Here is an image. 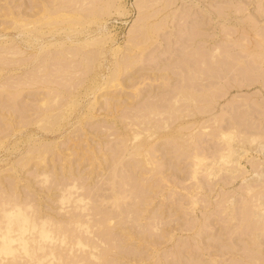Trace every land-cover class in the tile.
<instances>
[{
	"label": "rangeland",
	"instance_id": "obj_1",
	"mask_svg": "<svg viewBox=\"0 0 264 264\" xmlns=\"http://www.w3.org/2000/svg\"><path fill=\"white\" fill-rule=\"evenodd\" d=\"M58 7L62 9L59 12L66 11L74 15V18L80 17V21L74 19V22H68V19H62V22L54 21V25L46 23L45 26L39 22L40 26L35 23L38 22L35 19L31 24L32 18L38 17L39 12L44 14L45 10H49L53 16L60 10ZM263 10L264 0H0V191L3 187V193L7 190L4 197L7 198L6 194L11 197L9 193L13 192L12 188L17 187L15 196H21V202L25 200L28 203V200H33V203L36 199L33 204L43 212L42 214L50 215L54 221L57 220L55 222L61 220V228L63 223H66L65 227L74 226L75 231H70L73 234L78 232L79 227L78 225L76 228L74 223L73 209L76 205L79 209V205L84 204L86 209L83 206L81 207L84 209H79L82 213L75 207L80 212L77 217L87 221L92 219L94 226L89 229L103 233L93 235L94 232L84 226L88 232L84 231L78 235L87 236L88 240L91 238L94 244H98L95 245L98 246L95 247L98 251L95 250L97 252L94 253L100 252L101 255L105 250L104 256L99 255L102 259L94 261L90 255H86L88 252H85L84 247L79 246L78 250L77 245L73 246V254L76 250H83L82 256L89 257L87 259L75 255L77 259L82 258L84 264H264V202L261 205L259 201L253 200L255 190L257 195H264V145H261L264 142L262 139L257 145V141L249 140L251 135L263 134L259 133L261 130L264 132V59L261 60L262 63L259 60L264 52H261L264 47ZM20 16L24 17L23 20L29 18L26 21H32H28L27 26L25 22L24 27ZM13 17H17V20ZM74 24L76 25L73 26ZM132 29H136L134 31L137 33L131 32ZM192 36L196 37V40ZM95 37H103V40L98 39L102 42L99 43ZM200 38L203 40H199ZM90 39L94 41L91 42ZM84 42L93 44L87 45ZM216 46L219 51L223 49L221 55L219 51L216 54L219 58L212 54L216 53L213 50ZM15 49H18V53L13 56L14 53L11 52V56L8 55L9 51L15 52ZM4 52L7 57L3 56ZM196 52V55H192ZM245 52H248L247 55ZM256 55L261 57L255 58ZM214 57L216 59H213ZM201 71H205L204 74ZM179 92H188L189 98H186L193 99L192 102L189 100L190 103H187L185 96L183 100V94ZM177 93L179 97L182 96L177 97ZM191 95H195L197 100L194 101ZM174 97L179 102L174 103ZM42 98H48L51 103L47 99L48 103L44 104L46 100ZM71 102L73 104L70 105ZM188 108L191 109L190 114L185 111ZM208 108H212L211 114L207 111L211 110ZM160 110L162 114L156 115ZM59 114H62V117H59ZM141 116L143 119H140ZM42 117L47 126H40L43 123L39 121ZM222 117L224 119L221 120ZM49 118L59 123L53 124L55 122L52 121L54 127H49ZM138 119L151 122H146V125L144 121L139 122L143 123L142 127H139L140 125H134L133 122ZM164 121L170 124L167 126ZM229 125L235 129L229 127L231 129L225 130H234L238 134V130H241L240 135H245L239 138L243 144L235 139L238 145L234 139L230 140L231 138L228 140L233 143L223 142L226 139L221 136L220 130L224 131L222 126ZM150 126L156 131H152V127L148 130ZM130 127L136 132L138 130L140 134L135 133L136 136H133L134 130H129ZM209 127L215 128L210 130L212 128ZM251 129L254 130L253 134H250ZM179 131L183 134L182 139L180 135H175ZM190 133L192 137L194 135V139L189 138L187 141ZM170 134L174 135L169 137ZM129 135L133 136V141L139 138L135 144L132 142L133 149L126 142ZM173 136L176 138L173 139ZM234 137L238 140L239 136ZM145 139H150V145ZM140 140L142 141L138 145ZM129 141L131 144L132 140ZM180 141L185 145L182 146ZM143 142L146 143L142 144ZM225 143L229 144V147H226ZM135 145L147 146L141 150ZM224 146L228 150H224ZM230 146L235 150L231 148L233 151L229 154ZM147 148L153 149L149 150L153 155L150 157L155 160L152 166L143 164L146 161L142 156V162L138 161L133 152L141 150L140 152L146 151L149 155ZM31 150L37 151L34 154H38V150L39 153L45 150L46 153H42L47 155L45 161L42 160L41 163L30 159L32 161L26 163L25 160L34 155ZM220 153H228L226 162L219 158ZM39 155L37 157L41 160L43 156ZM35 157L34 155L33 159H37ZM36 161L40 163L34 164ZM212 163L214 165H210ZM211 168L215 174L208 173ZM45 174H49L47 176L53 181L51 182ZM252 178L254 184L250 180ZM72 180H79L81 184H85L84 188L71 187ZM58 181H61L59 183L68 191L80 188L81 191H71L73 194L69 195L66 190L65 195L71 198L62 200L60 192L63 185H57ZM64 183L72 189L67 188ZM251 183L256 185L253 186L255 189L247 192ZM2 192L0 200L3 197ZM80 192H85L81 197L87 196L84 201L74 199L79 198ZM1 209L0 213L3 212ZM254 209L258 210L254 212ZM68 210L72 212V217H67ZM76 210L74 212L77 213ZM3 216L4 213L2 220L5 218ZM110 217L111 223L105 224L104 222H109L107 219ZM68 218H72V225H68L71 219L66 222ZM1 224L3 223L0 222ZM100 224H109L111 228ZM14 227L19 231L23 229L20 222ZM81 228L78 233L84 230ZM66 230L64 231L69 233L70 229ZM13 232L9 233L10 237L6 235L3 238L0 235V241L3 242L2 238L14 237L12 234L17 236L16 238L21 236L18 231ZM22 232V236H29L30 227ZM97 235L101 236L100 240ZM17 241H11L10 245L21 247L20 241ZM47 241L44 243L49 244ZM106 249L111 250L108 253ZM2 250L0 261L3 262V258L8 260L7 257L11 254L5 249ZM64 250L70 252L68 248ZM22 252L24 253L22 248L20 252L17 251L19 255ZM73 254L69 253V256ZM20 256L19 259L23 258ZM24 256L27 257L26 254ZM70 257L69 261H78L76 257H71L73 260ZM65 258L68 261V258ZM20 261L25 264L30 262L27 259V262L24 259Z\"/></svg>",
	"mask_w": 264,
	"mask_h": 264
},
{
	"label": "bare ground",
	"instance_id": "obj_2",
	"mask_svg": "<svg viewBox=\"0 0 264 264\" xmlns=\"http://www.w3.org/2000/svg\"><path fill=\"white\" fill-rule=\"evenodd\" d=\"M73 1H75V0H73ZM92 1V0H91ZM232 1H235V0H232ZM57 2V1H56ZM59 2V1H58ZM79 2V1H78ZM86 2V1H85ZM89 1H87L86 3H88ZM112 2V1H111ZM247 2V1H246ZM62 3V2H61ZM67 3H68V1H67ZM248 3V2H247ZM44 4V3H43ZM54 4V3H53ZM63 4H64V1H63ZM76 4V3H75ZM103 4V3H102ZM107 4V3H106ZM113 4H114V2H113ZM239 4V3H238ZM251 4V3H250ZM9 5V4H8ZM45 5V4H44ZM55 5V4H54ZM60 5H62V4H60ZM65 5V4H64ZM78 6V5H77ZM109 7L111 6V5H108ZM248 6V5H247ZM99 7V6H98ZM73 8V7H72ZM101 8V7H100ZM43 10H44V8H42ZM51 9V8H50ZM58 9H60V7H58ZM81 9V8H80ZM225 9H227V8H225ZM9 10H10V8H9ZM40 10V9H39ZM67 10V9H66ZM72 10H74V9H72ZM108 10V9H107ZM239 10V9H238ZM238 10H236L237 12H238ZM47 11H49V10H47ZM46 10H45V13L47 12ZM55 11V10H54ZM56 11H57V8H56ZM56 11L54 12V13H56ZM59 11H62V9H60V10H58L57 12V14H55V15H51L50 14V11L48 12V14H41L40 12L38 13V17L37 16H35L33 13H32V15H34L35 17L34 18H32L33 19V21L31 20V18H30V20L32 21H29V20H27L26 21V19H29V18H25V20H23L24 19V17L22 18L21 16V18H22V20L24 21L23 22V24H22V21H21V24L24 26V27H26L27 25H28V21H29V23L31 22V24H33L34 23V20L36 19V21H38V22H35V23H37L38 25H40L39 24V22L41 23V25H45L46 23H49L50 25H54L56 22H54V21H59V22H62V19H64V20H66L67 21V19L69 20L68 22H71V21H75L74 19H76V20H78V21H80L79 19H81L80 17H79V19H77V17L75 16V18H74V15H72V14H68L66 11H64V12H59ZM76 11V10H75ZM258 11V10H257ZM264 11V10H263ZM38 12V11H37ZM95 12H97V11H95ZM101 12V11H100ZM221 12V11H220ZM235 12V11H234ZM53 13V11H52V14H54ZM106 13V12H105ZM20 14V13H19ZM81 14V13H80ZM95 14V13H94ZM222 14V13H221ZM238 14V13H237ZM225 15V14H224ZM226 15H227V13H226ZM225 15V16H226ZM232 15V14H231ZM230 15V16H231ZM259 15L260 14H258V16L257 17H259ZM24 16V15H23ZM26 16V15H25ZM82 16H84V14L82 15ZM96 16V15H95ZM256 16V15H255ZM19 17V18H20ZM37 17V18H36ZM143 17V16H142ZM142 17H141V19H142ZM13 18H15V17H13ZM19 18H18V21H19ZM253 18H254V16H253ZM262 18V17H261ZM89 19H91V18H89ZM222 19V18H221ZM14 20H17V17L14 19ZM61 20V21H60ZM18 21H16V22H18ZM43 21H44V23H43ZM11 22H13V21H11ZM26 22V26H25V23ZM51 22H52V24H51ZM67 22V23H68ZM14 23H15V21H14ZM20 23V22H19ZM254 23V22H253ZM58 24H61V23H58ZM58 24H56V25H58ZM88 24V23H87ZM90 24V23H89ZM19 25V24H18ZM22 25H20V26H22ZM40 25V26H41ZM47 25V24H46ZM45 25V26H46ZM76 24H74L73 26H75ZM143 25V24H142ZM257 25V24H256ZM22 26V27H23ZM33 26V25H32ZM36 26V25H35ZM60 26V25H59ZM15 27V26H14ZM19 27V26H18ZM30 27V26H29ZM263 27V26H262ZM43 28V27H42ZM60 28V27H59ZM76 28V27H75ZM30 29V28H29ZM33 30H34V28H32ZM77 29V28H76ZM138 29V28H137ZM24 30V29H23ZM26 30H28V29H26ZM35 30H38V29H35ZM39 30H41V29H39ZM133 31H131V32H133V33H137V32H135L134 30H136V29H132ZM142 30H143V28H142ZM30 31H31V29H30ZM65 31V30H64ZM140 31V30H139ZM33 32V31H32ZM36 32H38V31H36ZM50 32V31H49ZM52 32V31H51ZM72 32V31H71ZM55 33V32H54ZM58 33V32H57ZM73 33V32H72ZM262 33V32H261ZM194 34H196V33H194ZM200 34V33H199ZM231 34V33H230ZM41 35V34H40ZM52 35V34H51ZM55 35V34H54ZM68 35V34H67ZM262 34H260V36H261ZM138 37H139V35H137ZM199 36H201V34L199 35ZM199 36H197V37H199ZM98 37V36H97ZM104 37V36H103ZM103 37L102 38H100V40H103ZM107 37V36H106ZM105 37V38H106ZM130 37V36H129ZM135 37V36H134ZM137 37V38H138ZM147 37V36H146ZM96 38V37H95ZM95 38H94V40H95ZM98 38V39H99ZM131 38H133V37H131ZM192 38H194L193 36H192ZM196 38V37H195ZM194 38V39H195ZM97 39V38H96ZM97 39V40H98ZM140 39V38H139ZM193 39V40H194ZM232 39V38H231ZM247 39V38H246ZM94 40H92V41H94ZM97 40H95L94 42H96ZM100 40H98L99 41V43L100 42H102V41H100ZM134 40H137V39H134ZM192 40V39H191ZM191 40H189V41H191ZM196 40V39H195ZM199 40H203V38H200ZM228 40V39H227ZM262 40H263V38H262ZM89 41H91V39L89 40ZM91 41V42H92ZM186 41H188V39L186 40ZM247 41H248V39H247ZM87 42V41H86ZM86 42H84L85 44H87V45H90V44H93V43H86ZM132 42H135V41H132ZM141 42V41H140ZM143 42V41H142ZM262 42V41H261ZM145 43V42H144ZM190 43V42H189ZM193 43V42H192ZM235 43V42H234ZM263 43V42H262ZM52 44V43H51ZM130 44H132L131 42H130ZM129 44V45H130ZM135 44H136V42H135ZM229 44V43H228ZM245 44V43H244ZM260 44V43H259ZM53 45V44H52ZM55 45V44H54ZM63 45V44H62ZM84 45V44H83ZM137 45V44H136ZM146 45V44H145ZM222 45H224V44H222ZM227 45V44H226ZM263 45V44H262ZM48 46H50V45H48ZM185 46H187V45H185ZM191 46V45H190ZM264 46V45H263ZM133 47H134V45H133ZM196 47V46H195ZM219 47H222V46H220L219 45ZM184 48H186V47H184ZM202 48V47H201ZM223 48V47H222ZM234 48H235V46H234ZM246 48V47H245ZM254 48V47H253ZM262 48H264V47H262ZM262 48H261V52H263L264 50H262ZM79 49V48H78ZM144 49V48H143ZM199 49V48H198ZM213 49V48H212ZM226 49V48H225ZM224 49V50H225ZM228 49V48H227ZM226 49V50H227ZM231 49H232V47H231ZM16 51L14 52V51H9V54L8 55H10L11 56V52H12V54H13V56L16 54V52L18 51V49H15ZM141 50V49H140ZM182 50V49H181ZM213 50H215L216 51V53H213L212 52V54H213V56H215V57H218L219 55H221L222 54V52H221V50H223V49H221L220 51L218 50V48H217V46H216V48L215 49H213ZM243 50V49H242ZM255 50V49H254ZM91 52L93 51V50H90ZM201 51V50H200ZM209 51V50H208ZM219 51V52H218ZM20 52V51H19ZM72 52V51H71ZM88 52H89V50H88ZM193 52V51H192ZM198 52V51H197ZM197 52L195 53V54H192V55H196L197 54ZM204 52V51H203ZM220 53L219 55H216V54H218V53ZM225 52V51H224ZM249 52V51H248ZM248 52H245L246 53V55H247V53ZM250 52H252V51H250ZM5 54H3V56H6V52H4ZM18 53V52H17ZM69 53H70V51H69ZM97 53V52H96ZM142 53V52H141ZM183 53H185V52H183ZM255 53V52H254ZM257 54L259 53V52H256ZM255 53V54H256ZM66 54V53H65ZM83 54V53H82ZM189 54H191V52H189ZM199 54V53H198ZM203 54V53H202ZM202 54H200V55H202ZM208 54V53H207ZM236 54V53H235ZM250 54V53H249ZM253 54V53H252ZM263 54V55H262ZM259 53V55H262V58L261 59H259L260 57H258L257 55L256 56H254L255 58H258L260 61L262 60L263 61V56H264V52L263 53ZM7 55V56H8ZM72 55V54H71ZM97 55V54H96ZM142 55V54H141ZM187 55V54H186ZM226 55V54H225ZM6 56V57H7ZM12 56V57H13ZM68 56V55H67ZM206 56V55H205ZM212 56V57H213ZM235 55H233V57H234ZM17 57V56H16ZM186 57V56H185ZM206 57H208V56H206ZM213 58V59H216V58ZM220 57V56H219ZM218 57V58H219ZM237 57V56H236ZM11 58V57H10ZM90 58V57H89ZM129 58V57H128ZM192 58V57H191ZM209 58H210V56H209ZM217 58V59H218ZM221 58H222V56H221ZM228 58V57H227ZM13 59V58H12ZM136 59V58H135ZM201 59V58H200ZM211 59V58H210ZM209 59V60H210ZM16 60V59H15ZM228 60V59H227ZM226 60V61H227ZM231 60V59H230ZM234 60H236V59H234ZM1 61H3V60H1ZM12 61V60H11ZM89 61V60H88ZM94 61V60H93ZM204 61H207V60H205L204 59ZM246 61V60H245ZM262 61L260 62V63H262ZM10 62V61H9ZM82 62H84V61H82ZM231 62H233V60H231ZM231 62L230 63H228L229 65L231 64ZM243 62V61H242ZM251 62V61H250ZM254 62H255V60H254ZM258 62V61H257ZM136 63V62H135ZM138 63V62H137ZM204 63V62H203ZM212 63V62H211ZM220 63V62H219ZM205 64H206V62H205ZM217 64V63H216ZM222 64V63H221ZM221 64H220V66H221ZM90 65V64H89ZM203 66H204V64H202ZM212 65H214V64H212ZM87 66V65H86ZM233 66H235V65H233ZM252 66V65H251ZM45 67V66H44ZM126 67V66H125ZM214 67V66H213ZM259 67H260V64H259ZM7 68V67H6ZM42 68V67H41ZM222 68V67H221ZM44 69V68H43ZM42 69V70H43ZM173 69V68H172ZM192 69V68H191ZM201 69V68H200ZM199 69V70H200ZM203 69V68H202ZM225 69V68H224ZM234 69V68H233ZM245 69V68H244ZM41 70V69H40ZM87 70V69H86ZM116 70V69H115ZM118 70V69H117ZM116 70V71H117ZM178 70V69H177ZM181 70V69H180ZM190 70V69H189ZM192 70H194V69H192ZM219 70V69H218ZM38 71V70H37ZM216 71V70H215ZM220 71V70H219ZM236 71V70H235ZM239 71V70H238ZM258 71V70H257ZM115 72V71H114ZM189 72V71H188ZM202 72V71H201ZM203 72H205V71H203ZM202 72V73H203ZM206 72H208V71H206ZM217 72V71H216ZM250 72V71H249ZM1 73V72H0ZM200 73V72H199ZM239 73V72H238ZM245 73V72H244ZM244 73H242V74H244ZM2 74V73H1ZM179 74V73H178ZM204 74V73H203ZM264 74V73H263ZM113 76H115L114 75V73L112 74ZM172 75V74H171ZM181 75H183V73L181 74ZM180 75V76H181ZM197 75H199V74H197ZM209 75V74H208ZM237 75V74H236ZM240 75V74H239ZM253 75V74H252ZM249 76H251V75H249ZM256 76V75H255ZM183 77V76H182ZM186 77V76H185ZM213 77V76H212ZM224 77V76H223ZM258 77H260V76H258ZM214 78H216V77H214ZM230 78H231V76H230ZM253 78H255V77H253ZM111 79H113V78H111ZM110 79V80H111ZM219 79V78H218ZM232 79V78H231ZM242 79V78H241ZM251 79V78H250ZM116 80V79H115ZM170 80V79H169ZM183 80V79H182ZM205 80V79H204ZM235 80V79H234ZM256 80V79H255ZM34 81V80H33ZM109 82V80H106V82ZM118 81V80H117ZM163 81V80H162ZM256 81H258V80H256ZM27 82H29V81H27ZM112 83H114L113 81H111ZM110 82V83H111ZM118 82H120V81H118ZM243 82V81H242ZM31 83V82H30ZM33 83V82H32ZM35 83V82H34ZM41 83V82H40ZM109 83V84H110ZM116 83V82H115ZM167 83V82H166ZM169 83V82H168ZM264 83V82H263ZM95 84V83H94ZM108 84V83H107ZM118 84V83H117ZM116 84V85H117ZM111 85V84H110ZM218 85V84H217ZM246 85V84H245ZM262 85V84H261ZM113 86V85H112ZM264 86V85H263ZM22 87V86H21ZM96 87V86H95ZM183 87V86H182ZM188 87V86H187ZM204 87V86H203ZM244 87V86H243ZM204 88H206V87H204ZM224 88V87H223ZM96 89V88H95ZM192 89H193V87H192ZM217 89V88H216ZM215 89V90H216ZM74 90V89H73ZM219 90V89H218ZM21 91V90H20ZM96 91H98V90H96ZM137 91V90H136ZM176 91H178V89L176 90ZM217 91V90H216ZM186 92V91H185ZM189 92V91H188ZM188 92L187 93H182V92H179V93H181V94H183V96H182V98H183V100H184V96H185V98H186V96L188 97L189 95H188ZM209 91H207V93H208ZM174 93V92H173ZM189 93H191V92H189ZM199 93V92H198ZM212 93V92H211ZM213 93H215V92H213ZM12 94V93H11ZM21 94V93H20ZM184 94H186V95H184ZM57 95V94H56ZM175 95H176V93H175ZM201 95V94H200ZM221 95V94H220ZM261 95V94H260ZM19 96V95H18ZM180 96V97H181ZM194 96L195 95H191V97L192 98H194ZM213 96V95H212ZM222 96V95H221ZM13 97V96H12ZM47 97V96H46ZM176 97V96H175ZM175 97H174V99H175ZM177 97H179V95H178V93H177ZM179 97V98H180ZM197 97H199V96H197ZM49 98V97H48ZM48 98H42V100H46L45 102H44V104L45 103H51V101H49V99ZM55 98V97H54ZM178 98V99H179ZM189 98V97H188ZM188 98H186V101H187V103H190V102H192V100H190V99H188ZM196 98V97H195ZM194 98V99H195ZM221 98V97H220ZM47 99H48V102H47ZM52 99V98H51ZM50 99V100H51ZM206 99V98H205ZM212 99V98H211ZM214 99V98H213ZM41 100V101H42ZM56 100V99H55ZM177 99H175V100H173V102L175 103V102H179V100L178 101H176ZM183 100H182V102H183ZM190 100V102H188ZM197 99H195L194 101H196ZM255 100V99H254ZM54 101V100H53ZM180 101H181V99H180ZM211 101V100H210ZM74 102V101H73ZM199 102V101H198ZM212 102V101H211ZM211 102H208V103H211ZM242 102H244V101H242ZM53 103V102H52ZM173 103V104H174ZM206 103V102H205ZM66 104H68V103H66ZM71 104H73L72 102L70 103V105ZM168 104V103H167ZM243 104V103H242ZM43 105V104H42ZM47 105V104H46ZM169 105V104H168ZM176 105V104H175ZM178 105V104H177ZM179 105H181V104H179ZM196 105V104H195ZM202 105V104H201ZM241 105V104H240ZM244 105V104H243ZM242 105V106H243ZM66 106V105H65ZM174 106V105H173ZM194 106V105H193ZM210 106H212V105H209V107ZM213 106H215V105H213ZM73 107V106H72ZM170 107V106H169ZM226 107V106H225ZM153 108V107H152ZM171 108H173V107H171ZM200 108V107H199ZM213 108V107H212ZM212 108H208V109H211V110H207V111H209L210 112V114H211V111H212ZM241 108V107H240ZM245 108V107H244ZM48 109H49V107H48ZM156 109H158V108H156ZM182 110V109H181ZM191 109L190 108H188V110H185V111H188V113L187 114H190L189 113V111H190ZM234 110V109H233ZM257 110V109H256ZM255 110V111H256ZM152 111V110H151ZM167 111V110H166ZM170 111V110H169ZM172 111V110H171ZM183 111V110H182ZM184 111V112H185ZM206 111V112H207ZM244 111H246V110H244ZM149 112V111H148ZM162 111L160 110L159 111V113H156V111L154 112V113H156V115H159L160 113H161ZM176 112H178V111H176ZM184 112L182 113V114H184ZM191 112V111H190ZM208 112V113H209ZM213 112V111H212ZM226 112V111H225ZM243 112V111H242ZM60 113V112H59ZM64 113V112H63ZM140 113V112H139ZM151 113V112H150ZM153 113V114H154ZM164 113V112H163ZM172 114H174L173 112H171ZM194 113V112H193ZM260 113H263V112H260ZM162 114V113H161ZM186 114V115H187ZM210 114H208V115H210ZM244 114V113H243ZM56 115V114H55ZM60 116L59 117H62V114H59ZM65 115V114H64ZM95 115V114H94ZM142 115V114H141ZM148 115H149V113H148ZM155 115V114H154ZM155 115V116H156ZM165 115H167V114H165ZM185 115V114H184ZM194 115V114H193ZM227 115H229V113L227 114ZM43 116H45V115H43ZM144 116V115H143ZM143 116H141V118L140 119H143ZM149 116H151L152 117V115H149ZM163 116V115H162ZM173 116V115H172ZM180 116V115H179ZM178 116V117H179ZM183 116V115H182ZM192 116V115H191ZM191 116H189V117H191ZM246 116V115H245ZM45 117H47V116H45ZM58 117V115L57 116H55V118H57ZM64 117V116H63ZM89 117V116H88ZM135 117V116H134ZM148 117V116H147ZM146 117V118H147ZM224 117V116H223ZM221 118V120L222 119H224V118ZM235 117V116H234ZM254 117L256 118V115H254ZM130 118V117H129ZM128 118V119H129ZM137 118H139V117H137ZM145 118V117H144ZM167 118H168V116H167ZM172 118V117H171ZM176 118V117H175ZM174 118V119H175ZM212 118V116L210 117V119ZM214 118V117H213ZM217 118V117H216ZM231 118V117H230ZM240 118V117H239ZM51 118H49V119H47V120H49V123L50 124H48V126L49 127H52L53 125L51 124V122L53 121V122H55V123H53V124H57V123H59V122H57L56 123V121L55 120H50ZM54 119V118H53ZM131 119H135V118H132L131 117ZM151 119V118H150ZM156 119V118H155ZM209 119V120H210ZM44 121V118L42 117V119H40L39 121ZM47 120H45L46 122H47ZM147 119H145V121L144 120H140L139 121V119H138V121H133L134 123V125H140L139 127H142V124L143 123H139V122H145L144 124L146 125L148 122H151L150 120L148 121H146ZM160 120H161V118H160ZM167 121H168V119H166ZM208 120V121H209ZM215 120V119H214ZM220 120V121H221ZM245 120V119H244ZM42 121V122H43ZM59 121V120H58ZM63 121V120H62ZM42 122H40V123H42ZM61 122V121H60ZM127 122H129L130 124L132 123V121L130 122V121H127ZM136 122H138V124L136 123ZM147 122V123H146ZM164 122H166V121H164ZM169 122V121H168ZM216 122H217V120H216ZM234 122H236V121H234ZM48 123V122H47ZM159 123V122H158ZM167 123V122H166ZM214 123H215V121H214ZM39 124V123H38ZM127 124V123H126ZM168 124H170V123H167L166 125L168 126ZM210 124H212V123H210ZM209 124V125H210ZM238 124V123H237ZM45 126L46 125V123L45 122H43L42 124H40V126ZM51 125V126H50ZM59 125V124H58ZM133 125V126H134ZM149 125H150V123H149ZM153 125V124H152ZM163 126H165L164 124H162ZM215 125H216V123H215ZM220 125V124H219ZM219 125H217V127L219 126ZM231 126H234V127H236V128H240V127H237V125H234V124H230ZM228 126V127H225V126H222L223 128H224V131L221 129H219L221 132V136L224 138V139H226L225 141H223V142H229V144H231V143H233V142H231V141H229L228 139H230V140H232V139H234V142L235 143H242L243 144V142H241L240 140H239V138L240 137H242L240 134H241V130H238L239 131V133L240 134H238V133H236V132H234V130L232 131H230V130H225L226 128H229V127H231V126ZM253 125V124H252ZM47 126V125H46ZM148 126V125H147ZM154 126V125H153ZM153 126H150V127H148L149 129L148 130H150L151 129V127H152V131L154 130V128H153ZM161 126V125H160ZM238 126H240V125H238ZM241 126H244V125H241ZM54 127V126H53ZM122 128H123V126H121ZM144 127H146V126H144ZM156 127H158L157 125H156ZM216 127V128H217ZM264 127V126H263ZM45 128H47V127H45ZM186 128V127H185ZM209 128H212V129H210V130H213L215 127H209ZM232 129H235V128H233V127H231ZM231 128H229V129H231ZM58 129V128H57ZM132 128L130 127V129L129 130H131ZM137 129H138V127H137ZM141 129V128H140ZM139 129V130H140ZM147 129V128H146ZM155 129H157V128H155ZM254 130H255V127L253 128ZM47 130V129H46ZM49 130V129H48ZM132 130H134V129H132ZM148 130H145V131H147L148 132ZM237 130H235V131H237ZM254 130H252L251 129V133L250 134H253V132H254ZM264 130V129H263ZM144 131V130H143ZM152 131H150V133L152 132ZM154 131H156V130H154ZM237 131V132H238ZM130 133H131V131H129ZM134 134L136 133H138V134H140V132H138V130H137V132H136V130H134V131H132ZM142 132V131H141ZM209 132V131H208ZM211 132V131H210ZM228 132H229V134H228ZM233 132V133H232ZM256 132L257 131H255V134H256ZM154 133L155 132H153V135H154ZM158 133V132H157ZM180 133V134H179ZM182 132L181 131H179V132H177L175 135H178V137H179V135H180V137L181 136H183V134H181ZM218 133V132H217ZM235 133H236V135H235ZM242 133H243V131H242ZM259 133H263L264 134V132L261 130V132H259ZM121 134V133H120ZM133 134V136H136V134L134 135ZM145 135H146V133H144ZM149 134V133H148ZM160 134V133H159ZM189 134V133H188ZM188 134L186 135V136H188ZM238 134V135H237ZM258 134V133H257ZM256 134V136H254V135H251L250 136V141H257L258 143H257V145L258 144H260V142H262V139H263V142H264V135L263 134H260V135H257ZM122 135V134H121ZM172 135H174V134H170V136L169 137H172ZM130 136V135H129ZM132 136V135H131ZM127 137L128 139H127V143L129 144V146L132 148V147H134V144L137 142V140L139 139H135L136 141H133V139L134 138H132V137ZM137 136H139V135H137ZM191 136V137H190ZM190 136L189 137H184V138H186V140L188 141V139L190 138H193L194 139V135H193V137H192V135H191V133H190ZM209 136H211V135H209ZM234 136H239L238 137V140H237V138L236 137H234ZM245 136V135H244ZM243 136V137H244ZM261 136H263V137H261ZM141 137V136H140ZM145 137V136H144ZM168 137V136H167ZM168 137V138H169ZM174 137L175 136H173V139H174ZM220 137V136H219ZM135 138H137V137H135ZM142 138V137H141ZM140 138V139H141ZM152 138H154V137H152ZM176 138V137H175ZM183 137H181L180 139H182ZM218 138V137H217ZM216 138V139H217ZM129 139H131L132 141H131V144H130V141H129ZM221 139V138H220ZM220 139H218V140H220ZM235 139H236V141H235ZM149 140L150 139H148V141L145 139V141H147L148 143H149V145H150V142H149ZM183 140H185V139H183ZM182 140V141H183ZM186 140L184 141V142H186ZM192 140V139H191ZM248 140V139H247ZM129 141V142H128ZM141 141L142 140H140L139 142H138V145H139V143H141ZM144 141V140H143ZM182 141H180V142H182ZM220 141H222V140H220ZM134 144H133V143ZM153 141H151V143H152ZM179 142V143H180ZM189 142H190V140H189ZM194 142V141H193ZM144 143H146V142H143L142 144H144ZM155 144H156V142H154ZM222 143V142H221ZM237 143V144H238ZM2 144V143H1ZM124 144V143H123ZM133 144V145H132ZM142 144H140V145H142ZM154 144V145H155ZM227 146L226 147H229V144H227V143H225ZM132 145V146H131ZM138 145H135V146H138ZM181 145L183 146V145H185L183 142L181 143ZM236 145V144H235ZM239 145V144H238ZM261 145H264V144H261ZM125 146V145H124ZM145 146H147V145H145ZM145 146L143 145L142 147L141 146H138V148L140 147L141 148V150H142V148L144 147L145 148ZM158 146V145H157ZM232 146H234V144L232 145ZM129 147V148H130ZM149 147V146H148ZM152 147V146H151ZM225 147V146H224ZM223 147V148H224ZM224 148V150L226 149V150H228L227 148ZM236 147V146H235ZM262 147V146H261ZM137 148V147H136ZM137 148V149H138ZM139 148V149H140ZM154 148V147H153ZM159 148V147H158ZM192 148V147H191ZM231 148H233L234 149V147H231L230 146V149H229V154H230V152H231V150L233 151V149H231ZM39 149H44V148H39ZM126 149V148H125ZM133 149V148H132ZM131 149V150H132ZM148 149V148H147ZM146 149V150H147ZM152 149V148H151ZM150 148L147 150L148 152V154L149 155H147L146 154V151H144L145 153H143V152H140L141 150H136L137 152H135L134 150H133V152H134V154H135V157H136V159L139 161L140 160V158H142V157H144L143 159L146 161V162H143V164L144 163H148V165H150L151 164V166L153 165V164H155L154 163V161L155 160H153L152 159V157H153V155H151V151L149 152V150H151ZM192 149H194V148H192ZM261 149V148H260ZM144 150V149H143ZM153 150V149H152ZM235 150V149H234ZM32 151V153L34 154V153H37V151L36 152H33V150H31ZM31 151H29L30 153H31ZM41 151V150H40ZM43 151V150H42ZM40 152L41 153V155H39L40 153H39V150H38V154H34L36 157L35 158H37V159H33V157H34V155H32V153H31V155L33 156V157H30V158H28L27 160H25L26 161V163H28L27 161H29L30 159H32V160H37V161H40L41 163H42V160H43V162L45 161V157H47V155H44L46 152H45V150L43 151V152ZM124 151H126V150H124ZM155 151H157V150H155ZM236 151H237V148H236ZM45 152V153H44ZM93 152V151H92ZM130 152H132V151H130ZM179 152H180V150H179ZM226 152V151H225ZM235 152V151H234ZM42 153H44L43 155H42ZM136 153H139L140 155L138 156ZM154 153V152H153ZM156 153V152H155ZM194 153H196V152H194ZM221 153H223L222 151H221ZM221 153H220V155H221ZM144 154H146V155H144ZM157 154V153H156ZM31 155H29V156H31ZM43 156L42 158H41V160H40V157H37V156ZM130 155V154H129ZM144 155V156H143ZM219 155V158H222L223 160L222 161H227V158H226V155L229 157V155H228V153L226 154V153H224V154H222L221 156ZM93 156V155H92ZM120 156V155H119ZM133 156V155H132ZM137 156H138V158H137ZM142 156V157H141ZM150 156H152V157H150ZM28 157V156H27ZM124 157V156H123ZM192 157H193V155H192ZM120 158V157H119ZM217 158V157H216ZM238 158V157H237ZM98 159V158H97ZM106 159V158H105ZM194 159V158H193ZM192 159V160H193ZM200 159V158H199ZM32 160H30V161H32ZM91 160V159H90ZM136 160V161H137ZM152 160H153V162H152ZM160 160V159H159ZM219 161H220V159H218ZM34 162V164H37L38 165V163H40V162ZM47 161V160H46ZM135 161V162H136ZM141 162H142V160H140ZM158 161V160H157ZM156 161V162H157ZM195 161V160H194ZM149 162H152V163H149ZM193 162V161H192ZM199 162V161H198ZM215 162V161H214ZM25 163V162H24ZM31 163V162H30ZM139 163V162H138ZM32 164H33V162H32ZM158 164V163H157ZM21 165V164H20ZM24 165V164H23ZM40 165V164H39ZM137 165H139V164H137ZM141 165H142V163H141ZM145 165H147V164H145ZM144 165V166H145ZM193 165H195L194 163H193ZM210 165H214L213 163L212 164H210ZM216 165V164H215ZM13 166V165H12ZM92 166V165H91ZM94 166V165H93ZM206 166H208V165H206ZM11 167V166H10ZM15 167V166H14ZM12 169H14L13 167H11ZM11 168H9V169H11ZM151 168V167H150ZM210 168V167H209ZM208 168V169H209ZM215 168V167H214ZM230 168V167H229ZM207 169V168H206ZM216 169V168H215ZM236 170V169H235ZM152 171V170H151ZM209 171V170H208ZM214 171L212 170V168H211V170H210V172H208V173H212V174H215V173H213ZM232 173V172H231ZM233 173H235V172H233ZM42 174L44 175V172H42ZM155 174V173H154ZM46 175V174H45ZM47 175H49V174H47ZM46 175V176H47ZM192 175H193V173H192ZM208 175V174H207ZM48 178H49V176H47ZM57 177V176H56ZM151 177V176H150ZM195 177V176H194ZM48 178L46 179V178H44L45 180H48ZM55 178V177H54ZM257 179V178H256ZM49 180H51V182L53 181L51 178H49ZM58 180V179H57ZM67 180V179H66ZM250 180H254L253 178L252 179H250ZM65 181V180H64ZM73 181H75V182H73ZM77 180H72V181H70L71 183H70V186L71 187H82V188H84L83 186L85 185H83V184H81L80 183V181L78 180L77 182H76ZM257 181V180H256ZM47 182V181H46ZM59 182H61V181H58V184L57 185H63V184H60ZM73 182V183H72ZM2 183V182H1ZM67 183H69V182H67ZM66 183V184H67ZM253 184H254V181L252 182ZM250 184V185H248V191L247 192H249V191H254V187L256 186V185H253V184ZM65 184V183H64ZM65 184V186L67 187V188H71V187H68V184L66 185ZM79 184V185H78ZM249 184V183H248ZM14 186H16V184H13ZM19 184H17V186H18ZM81 185V186H80ZM12 186V185H11ZM60 186V187H61ZM254 186V187H253ZM1 187V186H0ZM13 187V186H12ZM12 187H10V188H12ZM15 188H17V187H15ZM15 188H12V189H10V190H12V191H10V192H12V193H9L10 194V196L11 197H9L8 196V194H6L7 195V198L6 197H4V193L6 192L7 193V190H5V192L3 193L2 191H4V187H3V190L2 191H0V192H2L3 194V197H2V200L3 199H6V200H0V201H2L1 202V207L0 208H2L1 209V211H3L2 213H4V216L3 217H5V218H3V220H2V213H0L1 214V220H0V222L1 223H3V224H1L0 225V235H1V237H6V235H9V233H12L13 231H18L19 233H20V235L22 236V234H24V232H22L23 230H26V228L29 226L30 227V231H31V233L29 234V236H26V235H24V236H20V237H18V238H16L17 236H15L14 234H12V236H14V237H11V238H8V239H3L2 238V240H3V242H1L0 241V251H3L2 249H5V250H7L8 252V254H11L10 256H8L7 258H8V260H5V258H3V262L2 261H0V264H21V262L22 261H20L19 262V260H21V259H24V261H26V259H27V261H29L30 260V262L32 261V263L31 264H84V262L83 261H81L82 260V258H80V259H77V257H85V256H82L83 254H84V252L82 253V251L83 250H81V248L82 247H84L85 249V252L87 253L86 255H90L92 258L91 259H98L99 260V258L100 259H102L101 257L102 256H104V254H103V252L105 251V250H103L102 251V254L100 255V252H98V253H94V252H97L98 250V248L97 249H95V247H98V246H95V245H98V244H94V242L91 240V238H89V240H88V238H87V236H84L83 235V237L80 235V237H79V235L78 234H82L86 229L85 228H87L88 227V229L90 228L91 229V227L90 226H94V223H93V221H91L92 219H90V220H85V219H83V220H81V218L80 217H77V215L78 216H80L78 213H80L81 211L80 210H82V209H84L83 207H85V206H83L84 204H82V205H79V209H78V206L76 207V209H78L80 212H78V210H76L75 209V207H74V209L73 208H71V209H73V215H74V217H73V220L75 219V221H74V223L77 225L76 226V228L78 227V225H79V227L77 228V231L79 232V228L80 227H82L81 229H84L83 231H81L80 230V233H78V232H75V234L77 235H75V234H73L72 232L70 233V231H75L74 229H73V227L74 226H71V228L69 227H65L64 225H66V223H63L64 225L62 226L63 228H61V225H60V222H61V220L59 221L58 220V222H55V221H57V220H55L54 221V219L52 218V217H50V215H45V214H42L43 212H40L38 209V207H36L35 206V204H33L34 202H36V199H35V201L32 203V201H27L28 203H26L25 202V200H23L22 202H23V204H22V202H21V200L19 199V198H21V196H19V198L17 197V196H15ZM62 189V191L60 192V193H62V196H61V199L62 200H65V198L66 199H70L71 198V196H68V195H65L66 194V188H64V185L61 187ZM72 189V188H71ZM74 189V188H73ZM81 189V188H80ZM80 189H75V190H80ZM75 190H67L68 192H70V193H68L67 192V194H73V193H75L74 191ZM84 190V189H83ZM82 190V191H83ZM262 190V189H261ZM261 190H259L260 192H258V194H260L261 193ZM18 191V190H17ZM71 191H73V193H71ZM81 191V190H80ZM79 192V191H78ZM92 192V191H91ZM255 192H256V190H255ZM255 192H253L252 194H253V196L255 195V198L253 199L254 201L255 200H257V201H259L258 203H261V205H263L262 203L264 202V195L263 194H261V195H257ZM13 193H14V195H13ZM76 193H77V191H76ZM83 193H85V192H83ZM83 193H79L78 194V197L79 198H74V199H80V200H82V201H84V197H86L87 198V196H84V197H81V195L83 194ZM64 194V195H63ZM126 194V193H125ZM251 194V195H252ZM60 195V194H59ZM84 195V194H83ZM249 195V194H248ZM112 196H114V195H112ZM122 196V195H121ZM129 196V195H128ZM253 196H251L252 198H253ZM9 197V198H8ZM125 197V196H124ZM60 198V197H59ZM59 198H58V200H59ZM85 198V199H86ZM89 198V197H88ZM1 199V198H0ZM7 199H9V200H7ZM88 201H89V199H87ZM91 200V199H90ZM123 200V199H122ZM121 200V201H122ZM250 200V199H249ZM61 201V200H60ZM66 201H68V200H66ZM79 201V200H78ZM4 202V203H3ZM74 202V201H73ZM75 202H76V200H75ZM103 202V201H102ZM101 202V203H102ZM119 203H120V200L118 201ZM37 203H39V202H37ZM79 203V202H78ZM90 203H91V201H90ZM89 203V204H90ZM4 204V205H3ZM72 204H74V203H72ZM77 204V203H76ZM114 204H115V202H114ZM233 204V203H232ZM254 204H257V203H254ZM4 207H3V206ZM37 205V204H36ZM87 205V204H86ZM258 205V204H257ZM257 205H255V206H257ZM260 205V204H259ZM39 206V205H38ZM81 206H83V207H81ZM119 206V205H118ZM37 209H36V208ZM41 207V206H40ZM52 207V206H51ZM82 209H81V208ZM88 207H90V206H88ZM258 207V206H257ZM256 207V208H257ZM262 208V207H261ZM40 209H42V208H40ZM85 209H86V207H85ZM89 209V208H88ZM26 210H32V212L30 211V212H27ZM77 211V213L76 212H74V211ZM250 210H252V209H250ZM258 209H256V211H257ZM60 211V210H59ZM255 211V209H254V212H256ZM253 212V211H252ZM29 213V214H28ZM46 213H48V212H46ZM67 213V212H66ZM68 216L67 217H72L73 215H72V212L70 211V210H68ZM76 213V214H75ZM82 213V212H81ZM50 214V213H49ZM86 214V213H85ZM89 213H87L86 215H88ZM258 214L261 216L262 215V213L261 212H258ZM45 215V217H43ZM52 215V214H51ZM65 215V214H64ZM258 215V216H259ZM49 216V217H48ZM81 216H85V215H81ZM110 216V215H109ZM113 216V215H112ZM256 216V215H255ZM76 217V218H75ZM86 217V216H85ZM56 218V217H55ZM112 217H110L109 219H111ZM134 218V217H133ZM257 218V217H256ZM261 218V217H260ZM16 219H18L19 221H16ZM56 219H58V218H56ZM69 219H71L70 221H71V223H69L68 225H72V218H68L67 220L68 221H66V222H70L69 221ZM94 219V218H93ZM109 219H107L109 222H104L105 224L106 223H111L110 221H112V219L111 220H109ZM135 219V218H134ZM260 220V219H259ZM4 221V222H3ZM135 221V220H134ZM5 222H6V224H5ZM19 222H20V225L22 226V230H18L17 228H15L14 226H16V225H19ZM63 222V221H62ZM91 223H93V225H91ZM103 223V224H104ZM264 223V222H263ZM101 225V226H105V227H107L108 228V226H110L109 228H111V225ZM122 224V223H121ZM3 225V226H2ZM60 225V226H59ZM113 225H115V224H113ZM158 225V224H157ZM84 226H85V228H84ZM97 227H99V226H97ZM68 228V229H70L69 231H68V229L66 230V229ZM75 228V227H74ZM103 228V227H102ZM101 228V229H102ZM106 228V229H107ZM89 229V230H90ZM105 229V230H106ZM64 230H66V231H68L69 233H67V232H65ZM96 230V229H95ZM90 231H93V230H90ZM89 231V232H90ZM97 231H99V230H97ZM124 231V230H123ZM126 231V230H125ZM128 231V230H127ZM126 231V232H127ZM85 232H88V231H85ZM94 232V233H93ZM93 232H91V234L93 233V235H96V234H99L100 232H98V233H96L95 231H93ZM107 232V231H106ZM103 233V231L100 233V234H102ZM107 233H109V231L107 232ZM85 234V233H84ZM87 235L88 236H90L89 235V233H87ZM110 235V234H109ZM98 236V235H97ZM103 236V235H102ZM8 237H10V235L8 236ZM53 237V238H52ZM94 237V236H93ZM99 237H101V236H98L97 238L100 240V238ZM104 237H105V235H104ZM107 237V236H106ZM47 238H49V241H47ZM82 238H87L86 240L85 239H82ZM255 238V237H254ZM109 239V238H108ZM13 240H15V241H20V245H21V247H17L18 245H15L13 242V244L14 245H10V243H11V241H13ZM45 240L49 243V244H46V243H44L45 242ZM51 240H55V241H57V242H54L53 241V243H51L52 241ZM113 240V239H112ZM17 241V242H18ZM88 241V242H87ZM89 241H91L92 243H90ZM101 241L103 242L104 240H102V238H101ZM99 243H101V242H99ZM106 244V243H105ZM76 245H77V248L76 249H78L79 248V246H81V248H80V250L81 251H77L76 250V252L74 251V254H73V251H72V249L74 248L73 246H75L76 247ZM66 246H69V247H66ZM108 246V245H107ZM58 247H60L59 249H58ZM62 247V248H61ZM65 247V248H64ZM89 249H88V248ZM112 247H113V244H112ZM22 248V250H24V253L22 252V254H20L21 256H23V258H21V259H19V253H17V251L18 252H20V249ZM66 248H68L69 250H70V252H65V250L64 249H66ZM92 248H94L93 250L94 251H92ZM103 248V247H102ZM58 249V250H57ZM60 249H63L64 250V254H66V256H63L64 254L62 253L63 252V250H60ZM75 249V248H74ZM73 249V250H74ZM88 249V250H87ZM60 250V251H59ZM79 250V249H78ZM87 250V251H86ZM95 250H97V251H95ZM111 249H106V252H108V251H110ZM68 251V250H67ZM81 252V253H80ZM106 252H105V254H106ZM17 253V254H16ZM69 253L71 254H73V255H71V257H74L76 254H78V255H80L81 254V256H78L77 255V257H76V260H78V261H76V262H73L74 260V258L72 259L70 256H69ZM80 253V254H79ZM109 253V252H108ZM24 254H26V256L27 257H25L24 256ZM63 254V255H62ZM101 257H100V256ZM1 256V255H0ZM20 256V257H21ZM65 257H70V259H72L73 261H69V258H68V261H67V259L65 258ZM124 257V256H123ZM11 258V259H10ZM85 258H87V259H89V257L88 256H86ZM85 258H83V260H87V259H85ZM1 259V258H0ZM18 260V262H16L17 260ZM97 260V261H98ZM107 260V259H106ZM106 260H103V261H106ZM113 260V259H112ZM112 260H110V261H112ZM6 261V262H5ZM26 261V262H27ZM95 261V260H94ZM102 261V262H103ZM30 262H28V264H30ZM93 262V261H92ZM23 263V262H22ZM94 263V262H93ZM104 263H106V262H104ZM108 263V262H107ZM194 263V262H193ZM199 263V262H198ZM23 264H25V263H23ZM87 264H89V262H87ZM92 264V263H91ZM99 264H102V263H99ZM112 264V263H111Z\"/></svg>",
	"mask_w": 264,
	"mask_h": 264
}]
</instances>
